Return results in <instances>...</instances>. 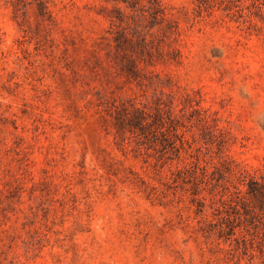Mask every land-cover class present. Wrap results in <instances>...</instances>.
Here are the masks:
<instances>
[{
  "label": "rangeland",
  "instance_id": "1",
  "mask_svg": "<svg viewBox=\"0 0 264 264\" xmlns=\"http://www.w3.org/2000/svg\"><path fill=\"white\" fill-rule=\"evenodd\" d=\"M0 264H264V0H0Z\"/></svg>",
  "mask_w": 264,
  "mask_h": 264
}]
</instances>
